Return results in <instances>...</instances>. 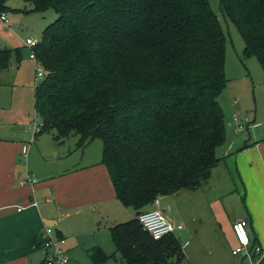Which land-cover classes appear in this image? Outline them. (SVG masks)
<instances>
[{"label": "trees", "instance_id": "obj_1", "mask_svg": "<svg viewBox=\"0 0 264 264\" xmlns=\"http://www.w3.org/2000/svg\"><path fill=\"white\" fill-rule=\"evenodd\" d=\"M22 1L27 12L56 13L31 48L44 70L34 88L35 135L54 132L62 141L74 133L77 148L100 139L115 196L136 213L109 228L113 253L92 248L94 264L180 260V241L172 234L153 239L137 216L160 195L199 187L218 163L225 36L209 0ZM219 6L240 33L243 56L255 57L264 76V0ZM13 57L18 65L20 48L0 49V84Z\"/></svg>", "mask_w": 264, "mask_h": 264}, {"label": "crops", "instance_id": "obj_2", "mask_svg": "<svg viewBox=\"0 0 264 264\" xmlns=\"http://www.w3.org/2000/svg\"><path fill=\"white\" fill-rule=\"evenodd\" d=\"M7 22H10L8 17ZM21 62L11 65L9 70H14L11 78L25 77ZM2 80L0 106L5 102L4 87L10 85L8 79ZM233 115V124L225 126L223 148L216 155L218 163L210 177L197 188L160 195L157 205L152 202L142 210L158 209L175 226L172 235L181 243L184 251L181 259L188 258L190 264H228L230 252L237 246L232 224L240 218L245 219L250 233L249 254L243 256L250 262L257 261L254 247L264 248L260 244L264 224V115L257 123L248 124L247 137L236 133L243 126L238 123L239 113ZM10 134L18 136L0 123V264H43L45 249L41 233L46 226L64 238L67 264H94L91 250L98 247L104 252V243L92 236L86 241L80 239L85 235L80 237L75 231L78 221L82 220L79 216L89 213L88 218L94 223L95 212L99 228L106 223L105 232L122 223L128 216L127 211L136 217L135 211L118 201L100 161L86 160L74 165L71 160L64 161L67 156L59 147L46 155L37 143L26 145L25 141L8 138ZM33 153L41 154L43 159L35 162ZM23 155L26 159L22 164ZM217 167L220 170L213 177ZM225 172L233 186H227L221 179ZM27 176H33L36 182L21 184ZM244 190L245 212L230 219L220 198L237 192L242 199ZM220 235L232 239L227 252L220 249L223 243Z\"/></svg>", "mask_w": 264, "mask_h": 264}, {"label": "rangeland", "instance_id": "obj_3", "mask_svg": "<svg viewBox=\"0 0 264 264\" xmlns=\"http://www.w3.org/2000/svg\"><path fill=\"white\" fill-rule=\"evenodd\" d=\"M209 4L213 13L219 18V23L225 36V76L227 85L218 97V102L224 114V124L226 128L228 123L233 124V113H239L241 117L238 123H240L243 128L236 131V133L244 134L247 137L249 130L248 124L257 123L259 120L263 119L264 115L263 72L255 57L243 56V40L239 31L221 12L219 0H209ZM5 5L8 8L6 15L10 22L4 24L0 20V49L13 50L15 48H20L22 57L20 68L21 72L25 75L23 79L20 76L13 79L11 75L14 70H8L4 72L2 76L6 81L7 79L9 80L8 83H10V85L4 87L5 102L3 106H0V123L5 124L7 130L18 135L16 137L10 134L8 138L15 139L14 141H25L26 145H29V142L37 143L46 155L52 153L59 147L61 153L67 156V159L65 158L64 161L70 162L71 160L72 163H75L74 165L77 163H84L86 160L93 161L94 163L96 161H101L102 143L100 139H93L83 147L77 148L78 135L74 133H71L62 139V141H56L53 138L54 132H43L34 136V125L39 124L41 120L34 109V88L35 85L40 83V79H35L37 65L33 64L31 47L25 44V39L27 37H33L40 41L42 39L43 30L55 20L56 13L52 9H48L44 13L27 12L26 10H29V7L22 0H7ZM12 65H16L14 57L12 58ZM233 128L235 129V127ZM15 130H17L18 133ZM250 140L252 141V138H250ZM221 145L216 149L217 156L223 148ZM20 159L23 164L26 159L25 155L20 157ZM39 159H43L41 154L38 153L33 155V160L35 162ZM218 168L219 167L213 171V177L217 176L216 172L220 170ZM225 174L221 179L225 180V183L228 184L227 186L230 184L233 186L229 176ZM245 190L242 192V199L241 195H238L237 192H233L230 196L220 198V203H222L224 212H226L228 215L227 217L230 219L245 212L244 204L247 203L244 193ZM248 204L250 206V202H248ZM127 212L128 216L122 222L135 218L134 213L131 211ZM88 215L89 213H87L86 216H79L82 217V220H80V222L78 221L79 225L75 231L80 234V237L85 235L80 238H84L85 241L88 240L90 236L95 239H100V241L104 243V252L106 255H110L114 251L115 245L109 229L106 228L107 231H103L106 227V223L105 227L103 225L99 228V219H97L95 212L94 223L88 218ZM261 230L263 232L260 244L264 245V224ZM247 231L249 233L248 227ZM219 239L223 242L222 245H220L221 250L227 252L228 248L231 249L232 239L230 236L225 239L220 235ZM219 239H216L217 243ZM234 248L235 247H233V249ZM229 256L230 259L228 260V264L251 263L249 259L242 254L234 256L230 252ZM171 263L190 264L188 258L185 257L180 260H177L176 257L172 258ZM104 264H122V262L117 258V260L109 259Z\"/></svg>", "mask_w": 264, "mask_h": 264}, {"label": "built area", "instance_id": "obj_4", "mask_svg": "<svg viewBox=\"0 0 264 264\" xmlns=\"http://www.w3.org/2000/svg\"><path fill=\"white\" fill-rule=\"evenodd\" d=\"M0 20L4 23L7 22L6 13L0 14ZM38 40L36 38H26L25 44L33 48L38 44ZM32 59L35 61L33 53ZM37 69L35 71V79L39 78L40 80L44 77L43 68L37 64ZM41 123L34 125V134L39 131ZM36 182V179L33 176H27L25 180H22V183H30L33 184ZM155 205L158 204V198L156 197L153 200ZM137 219L143 229L147 231L151 237L155 240L162 238L165 235L172 234L175 226L170 223L165 216L158 209H150L142 211L138 214ZM232 229L237 241V246L232 250L233 255L242 254L247 255L248 245L250 243V238L247 232V222L245 219L240 218L237 219L232 224ZM42 245L45 249V257L43 260V264H67L68 256L64 249V238L60 235H57L53 232L52 228L49 226L44 227L42 233ZM254 254L257 255V261L251 262V264H258L261 259H264V248L259 246H255L253 250Z\"/></svg>", "mask_w": 264, "mask_h": 264}]
</instances>
